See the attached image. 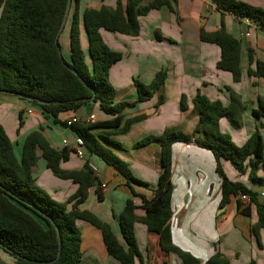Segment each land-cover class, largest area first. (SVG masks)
<instances>
[{"label":"trees","instance_id":"16d2710c","mask_svg":"<svg viewBox=\"0 0 264 264\" xmlns=\"http://www.w3.org/2000/svg\"><path fill=\"white\" fill-rule=\"evenodd\" d=\"M66 1L0 0V91L32 98L33 101L17 99L37 108L45 117L62 126H66V122L59 120L61 114L76 112L86 104L97 102L99 109L110 117L109 120L91 124L78 122L69 128L76 137L82 139L89 156L100 158L119 173L128 185L135 183L145 186L133 178L128 164L102 143L119 148L121 145L109 137L126 134L134 123L145 118L142 115L122 123V113L126 109L133 108L136 103L147 100L155 93L159 95L155 109L163 103L162 88L166 71L157 72L149 84L133 80L136 101L115 102V91L109 82V69L121 58V54L112 51L104 43L100 30L136 37L139 33L138 17L161 6L175 13V2L125 0L123 6L122 0H117L114 9L101 6L98 10L85 9L79 13V0H74L69 30L70 56L66 61L55 45V38H58L60 50L58 30ZM210 1L221 15L230 14L239 20H247L264 31V9L235 0ZM81 27L87 40L88 63L80 42ZM199 38L202 42L218 46L220 58L216 63L217 69L229 72L233 81L238 82L239 42L226 33L222 23L219 30L213 33L201 30ZM248 75L264 79V60L256 62L255 69H249ZM38 101L45 103L40 105ZM191 103L192 114L198 119L192 134L186 135L178 128L168 127L160 135L145 136L132 145L136 149L157 141L160 147V173L152 198L147 200L133 192L132 196L139 197L141 204L137 206L133 199H127L116 217L124 245L119 243L107 223L86 210L77 209L86 200L92 187L95 188L97 199H102V182L90 168L88 158L84 159L80 170L63 171L59 165L67 161L71 151L53 148L38 130L25 137L17 157L13 144L0 126V249L11 256L16 264H43L55 260L59 241V256L48 264H78L81 260V233L76 221L80 220L100 232L106 253L113 260L119 264H135L138 259L139 264H142L134 232V224L138 222L145 226L147 233L157 236L158 247L164 256L173 252L183 257L187 264H199L194 256L173 245L171 240V146L177 142L193 143L212 153L215 172L221 184L217 209L223 210L231 196L235 197L236 207L240 209L239 196L246 195L248 203L240 212L248 217L251 206L255 208L257 222L251 230L259 241V232L264 230V204L259 203L257 194L243 184L229 181L220 165L221 159L227 160L239 174H245L248 167V177L264 185V180L257 177L259 168L264 167L263 143L258 128L243 145L236 146L229 135L220 132L218 122L225 117L231 124L240 125L243 106L238 95L230 94L227 107L200 93L195 95ZM179 109H187L184 95L180 96ZM252 114L255 118L264 119V102L261 99H258V108ZM23 115L21 111L18 113L19 127L23 124ZM260 127L264 128V123ZM95 129L100 130L97 137L90 133ZM37 151L53 176L77 185L76 193L66 202L54 201L35 184L31 169ZM71 201L74 202L68 210L67 205ZM136 209H141L144 216L137 217ZM163 264L167 262L164 260ZM205 264L229 263L215 251Z\"/></svg>","mask_w":264,"mask_h":264},{"label":"crops","instance_id":"0c3cea01","mask_svg":"<svg viewBox=\"0 0 264 264\" xmlns=\"http://www.w3.org/2000/svg\"><path fill=\"white\" fill-rule=\"evenodd\" d=\"M116 1L79 0L78 11L98 10L101 6L114 9ZM173 1L175 13H171L166 6H161L138 17L139 33L136 37L100 30L104 43L112 51L121 54V58L109 69V82L115 91V102L136 101L133 80L149 84L157 72L166 71L162 88L163 103L155 109L159 96L155 93L147 100L136 103L133 108L126 109L122 113V123L142 115L145 118L134 123L126 134L109 137L121 145L119 148L102 143L126 162L133 178L145 186L135 183L128 185L113 168L105 165L97 156H89L85 151L84 159H89L105 187L101 191V200L97 199L95 188H90L86 200L77 209L86 210L107 223L121 245H124V241L119 234L116 217L127 199H133L137 206L141 204L139 197L132 196L133 192L147 200L151 199L160 173L159 143L153 141L136 149L132 145L145 136L160 135L168 127L178 128L186 135L192 134L198 119L192 114L191 102L197 93L211 101H219L224 107L229 105L231 93L238 95L243 106L240 125L235 126L222 117L218 122L219 130L229 135L234 145L241 146L258 128L264 158V128L260 127L264 119L255 118L252 114L258 108V99L264 102V79L248 75L249 69H255L256 62L264 60V31L247 20H239L230 14L221 15L210 0ZM235 1L264 9V0ZM122 5L125 6V0H122ZM74 6L72 0L68 19ZM221 23L226 33L240 44L238 82L233 81L229 72L217 69L216 63L220 58L218 46L202 42L199 38L201 30L213 33L219 30ZM80 42L88 63L87 40L82 27ZM65 46L67 55L70 56L69 41ZM65 60L68 61L69 57ZM181 95L185 96L187 102V109L184 111L179 109ZM3 96L0 97V126L13 144L17 157L25 137L38 130L53 148L71 151L67 161L60 163V169L78 171L82 168L84 159L78 160L74 155L72 145L76 134L69 127L54 123L37 108L23 104L14 96V100ZM83 107V111L78 109L76 112L63 113L58 118L61 122H66L76 117L81 124L86 119L93 122L110 119L99 109L97 102ZM27 110L31 113L28 114ZM20 111L28 118L23 120L17 131V118L14 123L11 115L15 116ZM99 132L96 129L90 131L95 137ZM63 141L68 146L64 147ZM35 157V164L31 169L35 184L54 201L66 202L76 193L77 185L70 180L53 176L38 151ZM220 165L229 181L243 184L257 194L259 203L264 204V185L248 177V167L245 174L241 175L227 160L221 159ZM257 177L264 180V167L259 168ZM171 184L170 231L173 245L194 256L199 264H205L215 251L222 254L229 264H249L251 261L254 264H264V230L259 232V241L251 230L252 225L257 222L255 208L251 206L250 216H244L240 210L247 203L241 202L240 209H237L235 197L231 196L223 210L217 209L221 198V184L215 172L214 157L209 150L193 143H174L171 146ZM73 202L67 205L68 210ZM135 215L141 218L144 212L136 209ZM76 226L81 233V260L78 264H119L107 255L97 229L80 220L76 221ZM134 232L142 264H163L164 260L167 264H187L176 253L170 252L164 256L158 247L157 236L147 233L143 224L135 223ZM0 264L16 262L0 249ZM135 264H139L138 259Z\"/></svg>","mask_w":264,"mask_h":264},{"label":"built area","instance_id":"2783aa9c","mask_svg":"<svg viewBox=\"0 0 264 264\" xmlns=\"http://www.w3.org/2000/svg\"><path fill=\"white\" fill-rule=\"evenodd\" d=\"M247 35V34H246ZM27 113L30 114L31 111L30 110H27ZM79 122V119L76 118V117H72L70 119H68L66 121V126L67 127H70L72 126L73 124H76ZM85 124H91L93 123L92 120L90 119H86L83 121ZM63 146L66 147L68 146L67 145V142L66 141H63L62 142ZM72 149H73V152H74V155L78 158V159H84V156H85V149H84V144H83V141L81 138L79 137H75L74 141H73V145H72ZM90 168L92 169V171L95 173V175L99 178V174H98V171L91 166L90 164ZM105 187V185L102 183L101 184V188L103 189ZM239 199L241 202L243 203H248V197L246 195H240L239 196Z\"/></svg>","mask_w":264,"mask_h":264},{"label":"rangeland","instance_id":"374dc122","mask_svg":"<svg viewBox=\"0 0 264 264\" xmlns=\"http://www.w3.org/2000/svg\"><path fill=\"white\" fill-rule=\"evenodd\" d=\"M72 11L70 13V17L72 15ZM69 30H70V19H68V21L66 22L63 30L61 31L60 35H59V45H60V52L63 58L68 60V55H67V51H66V46L65 44L68 45V41H69ZM3 95H0V97ZM3 97H5L8 100H14V98L10 95H4ZM23 104L28 105V103L22 101ZM83 106L80 107L79 109H81V111H83ZM80 111V110H79ZM13 117V122H16V118H17V127L15 128L17 131L18 129H20L19 124H18V114H15V116L12 114L11 115ZM28 117L26 115H23V120L27 119ZM61 128V127H60ZM15 132V131H14ZM15 135V133H14ZM21 144V143H20ZM22 145V144H21ZM76 157V156H75ZM77 158V157H76ZM78 159V158H77ZM79 160V159H78ZM106 165V164H105ZM242 175V174H241Z\"/></svg>","mask_w":264,"mask_h":264},{"label":"water","instance_id":"95a60500","mask_svg":"<svg viewBox=\"0 0 264 264\" xmlns=\"http://www.w3.org/2000/svg\"><path fill=\"white\" fill-rule=\"evenodd\" d=\"M71 4H72V0H67L66 1V5H65V10H64V14H63V18H62V21H61V24H60V27H59V30H58V34L61 33V31L63 30L66 22H67V19H68V16H69V12H70V8H71ZM58 38H55V45L57 47V51L58 53H60V50H59V47H58ZM75 74V72H73ZM0 94H5V95H10V96H14L16 98H21V99H24V100H27V101H33L32 98L30 97H26V96H21V95H18V94H15V93H12V92H7V91H0ZM45 102L43 101H38V104H44ZM59 253H60V243L58 241V254H57V257L55 258V260L58 258L59 256ZM55 260L53 261H49V262H42L43 264H48V263H52L54 262Z\"/></svg>","mask_w":264,"mask_h":264}]
</instances>
